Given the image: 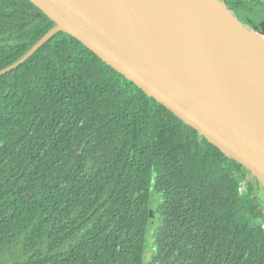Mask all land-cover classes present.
<instances>
[{"label":"trees","instance_id":"obj_1","mask_svg":"<svg viewBox=\"0 0 264 264\" xmlns=\"http://www.w3.org/2000/svg\"><path fill=\"white\" fill-rule=\"evenodd\" d=\"M260 1L228 6L264 21ZM55 25L0 0V70ZM153 179L149 264H264L260 192L76 38L0 76V264H142Z\"/></svg>","mask_w":264,"mask_h":264},{"label":"water","instance_id":"obj_2","mask_svg":"<svg viewBox=\"0 0 264 264\" xmlns=\"http://www.w3.org/2000/svg\"><path fill=\"white\" fill-rule=\"evenodd\" d=\"M29 1L56 25L0 76L57 33H67L196 133L264 199V87L250 83L220 27L233 26L238 42L263 63L264 32L219 0ZM211 1L227 10L224 21L213 14ZM154 192L153 179L142 264L153 253L159 205Z\"/></svg>","mask_w":264,"mask_h":264},{"label":"bare ground","instance_id":"obj_3","mask_svg":"<svg viewBox=\"0 0 264 264\" xmlns=\"http://www.w3.org/2000/svg\"><path fill=\"white\" fill-rule=\"evenodd\" d=\"M211 5L213 6V14L217 18L218 21H224L225 17L228 16L227 10L214 4L211 1ZM220 31L222 37H224V43L228 46L230 53L234 56L241 67L244 69L246 73V77L252 83L253 87L256 89H261L264 87V63L259 62L258 58H256L252 53L248 52L245 45L241 44L237 40L236 29L226 23L221 24ZM234 58V59H235Z\"/></svg>","mask_w":264,"mask_h":264},{"label":"rangeland","instance_id":"obj_4","mask_svg":"<svg viewBox=\"0 0 264 264\" xmlns=\"http://www.w3.org/2000/svg\"><path fill=\"white\" fill-rule=\"evenodd\" d=\"M220 2H222V3H224L225 5H230V0H219ZM260 4L261 5H263L264 6V0H262V1H260ZM245 22V21H244ZM247 22V21H246ZM245 22V23H246ZM262 23L263 24V26H262V28L264 29V21H248L247 22V24L252 28V29H255L254 27H255V24L256 23ZM261 24V25H262ZM256 30H258V31H261V32H263V30H259L258 28H256Z\"/></svg>","mask_w":264,"mask_h":264},{"label":"flooded vegetation","instance_id":"obj_5","mask_svg":"<svg viewBox=\"0 0 264 264\" xmlns=\"http://www.w3.org/2000/svg\"><path fill=\"white\" fill-rule=\"evenodd\" d=\"M247 23V22H246ZM263 26V24L261 25V27ZM255 29L257 28L256 26L254 27ZM263 32H264V29L262 28Z\"/></svg>","mask_w":264,"mask_h":264},{"label":"built area","instance_id":"obj_6","mask_svg":"<svg viewBox=\"0 0 264 264\" xmlns=\"http://www.w3.org/2000/svg\"><path fill=\"white\" fill-rule=\"evenodd\" d=\"M243 187H244V186L240 187V191H242Z\"/></svg>","mask_w":264,"mask_h":264}]
</instances>
